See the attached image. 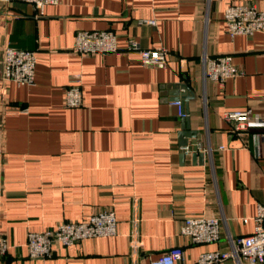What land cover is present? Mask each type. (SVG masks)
<instances>
[{
    "label": "crops",
    "instance_id": "obj_1",
    "mask_svg": "<svg viewBox=\"0 0 264 264\" xmlns=\"http://www.w3.org/2000/svg\"><path fill=\"white\" fill-rule=\"evenodd\" d=\"M245 3L264 9V0H59L36 19L21 1L0 11V52L35 53L33 85L0 83V264H148L174 246L195 264L252 232L264 206V140L253 138L262 128L235 132L223 119L247 109L264 119V32L230 38L222 21L228 4ZM100 30L116 35L118 52H71L78 31ZM131 42L166 49L167 66L141 64ZM223 54L240 75L204 80L203 55ZM76 76L82 106L70 109L64 89ZM182 132L193 133L189 154ZM102 210L114 212L115 236L27 258V232ZM188 216L219 218L218 243L189 244L180 235Z\"/></svg>",
    "mask_w": 264,
    "mask_h": 264
},
{
    "label": "built area",
    "instance_id": "obj_2",
    "mask_svg": "<svg viewBox=\"0 0 264 264\" xmlns=\"http://www.w3.org/2000/svg\"><path fill=\"white\" fill-rule=\"evenodd\" d=\"M15 1L29 4L34 9V18L44 16L49 5L59 0H0V11H6ZM222 21L230 38L236 36L250 37L255 33L264 32V9H258L250 3L228 4L222 14ZM151 23V22H146ZM119 48L116 35L110 30L78 31L75 34L71 52L80 56L104 55L116 53ZM126 51L135 52L140 63L154 68H164L169 61L170 53L162 47L141 49L131 42ZM35 53L30 50H19L3 47L0 52V83L11 81L17 85H33ZM204 80L223 83L240 75L241 71L232 63L228 54L202 57ZM64 89L63 104L66 108L82 106V92L79 77H74ZM177 107L178 115L185 118L179 100L172 102ZM223 119L233 124V130L241 131L251 126H261L262 130L253 133L258 142L264 140V119L254 115L251 110L227 111ZM185 154L192 152L188 145L181 147ZM254 226L250 234L236 239L227 237V249L200 253L195 264H264V206L258 204L254 217ZM221 220L217 217L188 216L180 226V235L188 239L192 245L217 244L220 237ZM117 233L115 214L111 210H102L79 222H62L53 229L42 232H27L25 246L28 259H44L51 256L54 244L61 247L75 245L89 238L112 237ZM131 255L134 256L138 247L135 239L130 242ZM8 244L0 234V260L5 255ZM148 264H186L184 250L181 247H170Z\"/></svg>",
    "mask_w": 264,
    "mask_h": 264
},
{
    "label": "water",
    "instance_id": "obj_3",
    "mask_svg": "<svg viewBox=\"0 0 264 264\" xmlns=\"http://www.w3.org/2000/svg\"><path fill=\"white\" fill-rule=\"evenodd\" d=\"M187 90H188V88L187 87H185ZM192 95H191V93L190 94H188V95H185V99H189V98H192L191 97ZM191 134H193V133H190V134H186V133H184V132H182L181 133V135H180V146H185V145H187V138H190L191 137Z\"/></svg>",
    "mask_w": 264,
    "mask_h": 264
}]
</instances>
